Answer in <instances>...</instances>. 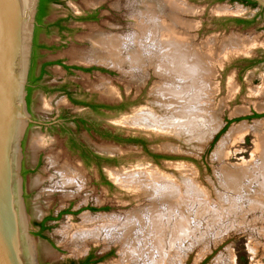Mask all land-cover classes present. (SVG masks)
Returning <instances> with one entry per match:
<instances>
[{"label":"rangeland","instance_id":"obj_1","mask_svg":"<svg viewBox=\"0 0 264 264\" xmlns=\"http://www.w3.org/2000/svg\"><path fill=\"white\" fill-rule=\"evenodd\" d=\"M123 1L66 0L62 5L55 7L52 15L54 20L69 15L79 17L97 11L99 21L90 24L72 22L70 28L73 32L66 39L61 38L56 32L53 33L45 42L50 46L56 44L59 49L49 52L47 59L64 58L68 64L85 67L97 66L111 71L112 76L96 72L81 74L82 95L86 98L98 94L102 98L104 95L99 87H104V84L108 83L106 86L111 87L116 93L112 99L109 98L113 104L117 105L123 101L128 103L124 109L116 110L107 116H96L97 119L103 121L104 124L112 125L113 132L117 136L145 139L149 145L147 151L149 153L147 154L140 146L132 143L106 142L99 137H90L84 133L78 134L76 138L82 144L89 146L101 156H108L113 159L111 165L102 164L101 170H99L94 165H86L79 153L70 149L66 137H60L57 133H48L35 126L30 128L28 133V126L26 131L28 136L25 135L27 138L23 141V164L27 169L24 178L26 179L25 198L40 263L60 264L64 261L84 258L90 252H95L98 256L112 252L105 261L99 264H116L120 260V245L106 242L105 231L103 230L96 241L87 239L85 241L79 240V242L75 238L74 229L82 227L83 216L85 215L99 222L104 218L112 219L111 229L115 232V230L119 231L123 228L127 219L139 210V213L146 217L140 223L144 230L141 233H133L132 238H140L139 241H134L135 244L140 245L141 250L149 252L147 247L152 246L150 239L154 236L151 233L153 229H148V226L151 214L155 212L153 210H156V212L163 211L164 218L168 221L162 222L163 224L160 226L161 232H163L162 249L159 246L161 251L159 254L157 253V259L165 257L169 252L171 262L169 261L168 264H176L175 260L177 264H202L204 262L205 264H264V204L259 208L252 201L253 198L259 199L260 195H264L259 194L264 190L260 188L263 185L261 176H264L262 158L264 144L261 140L264 135V117L247 119L252 114L264 115V13L258 9L225 0H181L192 7V12L180 15V20L183 24L186 23V29L183 27L185 25L179 26V29L187 32L189 36L187 43L190 42L192 49L203 55L201 57L205 60L204 66L207 67L209 73L213 72L205 80L206 83H209L210 92L208 95L211 98L210 103L205 106L209 107L208 113L215 114L214 118L220 124L214 130L196 132L200 134L191 132L161 136L139 131L140 128H136L138 131L125 128L118 123V119L126 117L125 115L129 116V114L131 115L143 108H153V112L157 111L156 114H162L160 116L168 115L173 118L177 116L178 119L180 116L183 119L181 114L169 112V105L161 102L163 98L160 94L155 95L157 87L162 86V78L158 77L154 69L158 61L155 62L154 66L147 64L146 77L141 78L139 72L134 68V61L129 58L125 49L123 51L118 49L122 53L117 57L118 63L114 66L111 65V67L96 62L86 64L80 62L77 53L89 51L92 48L93 44H91L90 38L95 34L100 37L113 35L121 41L123 36L132 35L136 32V23L143 22V19L130 16V11L126 9ZM138 8L140 10V5L137 4L133 10ZM225 9L230 14L219 12ZM238 11L241 13H236ZM235 20H246L250 23L243 26L235 23ZM147 24L151 25V22L147 21ZM167 38V34L160 35L159 33L156 41L161 45ZM62 40L65 42L62 43ZM231 42H237L236 45L247 44L241 50L247 49L249 51H237L235 47L239 46H235ZM231 45H234L231 47V50L235 49L234 52L228 51ZM160 50L164 52L163 55L168 57L166 48ZM193 63L192 67L196 69V62L193 61ZM52 69L54 72L51 80L58 81L60 77L64 76V72L59 67ZM64 100L65 97L58 94L49 96L39 94L34 112L43 121L57 117L62 108L60 103ZM73 112L76 113L77 111ZM87 112L88 110L85 109L79 111L85 117ZM239 119L241 121H235ZM227 121H232V123L219 140L213 144L215 137L226 127ZM239 126L246 127V130L240 132L235 138H231L229 142V133ZM193 134L195 138L192 136ZM190 136L194 139H190ZM172 148L173 150H171ZM151 154H160L166 158L160 162H155L151 158ZM218 156L220 157L218 158ZM53 159L60 163L59 166L54 165ZM38 162H40L39 166H37ZM64 163L77 165L81 169L83 175L81 187L76 183H69V185L64 183L59 168ZM147 166L149 168L156 167L155 170L163 173L166 179L171 177L170 179L174 183H184L183 187L184 185L189 186V189L186 187L187 191L185 188L182 191L185 196L194 195V190H198L204 194L207 201H211L210 204H221L223 198L229 197V199L236 198L238 201L233 199L236 201L234 202L235 205L238 203L241 206L238 205L239 209L235 212L220 215L221 217L224 216L223 219L214 214L215 206L208 205L205 199L206 202H201V204L203 203L201 205V200L193 198L194 201L189 203L188 208H185L186 210L179 207L178 213L172 217V211H168L170 204L165 206L163 202H157L158 207L156 209L153 207L152 202L155 200L153 186L148 187L147 194L143 193L142 190L137 193L125 189V187L122 189V186H118L111 175L112 170H127L131 173L127 175L133 174L137 177V175H142V167ZM101 171L111 184L110 186L101 183ZM241 172L244 174V194L242 196L236 195L223 186L225 183L224 174H228L231 179H236L235 175ZM137 187L138 190L141 189L142 184L131 186L134 189ZM70 205L74 210L79 208L84 210L88 206L97 208L107 206L109 209L106 212L98 213L77 212L78 215H63L57 218L60 211ZM166 207L167 210H165ZM180 213L189 216L187 234L183 235L178 234L177 230L174 231L172 226L174 220L177 223L181 219ZM48 216H53L56 220L50 223L48 229L39 235L40 227L36 224ZM113 230H111L112 233ZM142 232H144V238ZM142 240L143 242H140ZM151 241L153 242V239ZM174 244L178 249H173ZM150 250L155 251L154 249ZM146 259L145 264H150V259L147 257Z\"/></svg>","mask_w":264,"mask_h":264},{"label":"bare ground","instance_id":"obj_2","mask_svg":"<svg viewBox=\"0 0 264 264\" xmlns=\"http://www.w3.org/2000/svg\"><path fill=\"white\" fill-rule=\"evenodd\" d=\"M123 2L126 9L130 11L129 13L130 16L131 15L135 17L137 16L138 18L143 19L142 20L143 22L136 23L137 24L136 25L137 27L135 26V28H137L136 32L133 33L132 35L123 36L121 41H119L118 38L113 35L110 36L104 35L103 37H100L95 34L93 37L90 38V42L91 44H93V46L89 51H79V52L76 51L79 55V60L84 63L96 62L104 65L114 66L118 63L117 57L120 56V54L122 53L119 52V50L122 49L123 51L125 49L129 58L134 61V68L139 72L138 74L141 78L145 76V73L148 68L147 64H149V66L150 65L154 66L155 62L158 61V63L154 66V69L156 70L155 73L158 74V77L162 78V79L160 78L162 81L161 83L162 86L157 87V91H156L157 93L155 95L158 96V94H160V96L163 98L161 99L163 100L161 102L169 105V112L172 114L173 113L181 114L183 116V119L180 118V116H178L179 119L177 118V116L176 118H173L168 115L160 116L162 114L160 115L156 114L157 111L153 112L152 111L153 108L151 109L143 108L142 110H138V111L135 110L136 112H134L131 115L129 114V116L125 115L126 117H122L118 119V123L122 125V127L124 126L125 128H131L134 130L136 128H140L139 131L155 133L161 136L162 135L173 136L177 134L181 135V133H191V132L196 133L199 130H203L207 132L208 130L211 131L214 130L215 128H218L220 123H218L217 119L214 118L215 114L211 112H210L211 114L208 113L207 109H209V107L205 106L206 104L210 103L211 100V98L208 95V93L210 92L209 90L210 86L208 82L207 83L205 82V80L207 77H210V74H213V72L209 73V71H207V67L204 66L205 60L203 59V57H201L203 55H201L197 51H194L192 49L193 48L192 45L189 44L190 42L187 43V39L189 37L187 32L183 29L182 30L179 29V26L182 27L183 25H185L183 27L186 29V23L183 24V22L180 20L181 19L180 15L182 13H191L192 7H189L187 3L181 0H124ZM137 4L140 5V10L139 8L133 10L135 9ZM117 5L118 4H116V7H118ZM239 11L236 13H239ZM219 12L230 14V12L227 11V9L223 11L221 10ZM147 21H150L152 26L148 25ZM159 33L160 35L164 33L167 34L168 36L167 40L161 43L163 47L160 45L159 42L156 41L157 34ZM235 43L237 44V42ZM236 44L235 46H239L237 48L235 47L237 51L238 50L242 51L241 49L243 47L245 48L247 45L244 43H240L239 45ZM232 46L234 45L230 46V49L228 50L229 52ZM162 48L163 49L166 48L168 50V57L163 55L164 52L160 50ZM235 49H232L231 52L232 51L234 52ZM247 51L249 50L245 49L242 52H247ZM167 58H169V60H167ZM192 60L196 62L195 63L196 69L192 67V65H194ZM148 61L150 62L148 63ZM104 88H105L104 90L105 94H108L110 98H113L115 96L116 94L115 91H113L111 87H106V83L104 84ZM204 94L205 97H203ZM157 100L160 102L159 99ZM245 130L246 127L244 126H239L234 128L229 133L228 141L230 142L231 138H235V136H237L240 132H243ZM257 130L259 131L258 128ZM135 131H138V129H136ZM196 134H200V133H196ZM192 136L194 137V134ZM193 137L190 136V139ZM261 140L264 144V135L261 138ZM226 141L224 142L227 143ZM171 150H173V148ZM219 157L220 156H218V158ZM262 158L264 163V148L262 152ZM52 161L53 163H55L54 165L59 166L60 163H58L57 160L53 159ZM59 168H60V172L62 173V177L64 178V183H67L68 185L69 183L72 184L76 183L79 185V187L82 186L83 175L79 167L72 165L70 163L68 164L64 163L62 167ZM155 169L156 167L155 168L154 167L149 168L148 166L144 168L142 167L141 169V171L143 170L141 172L142 175L139 176L137 175V177L136 175L133 174L130 176L127 175L128 173L131 174L127 170L126 171L112 170L111 175L113 177V180L117 182L118 186H122V189L125 187V189H130L137 193L140 190H142L143 193L147 194L148 187L153 186L154 187L153 196L155 197V200H153L152 202L153 207L155 209L156 207H158L159 204H157V202L159 203L163 202L165 206L166 204H170L168 211L170 212L172 211L171 214L172 217H175V213H178L177 210L179 207L182 208L183 210H186L185 208H188L187 206H189V203L191 201H194L193 198H197L201 200L200 204L201 202L204 201V199L207 201V199L204 198V194L198 192V190H194L195 193L194 195L189 194L185 196L182 191L184 188L186 189V187L187 189H189V186L184 185L183 187L184 183L183 184L174 183L170 179L171 177L166 179L164 178L163 173H160ZM135 171L138 172V170ZM263 174H264V170H263ZM224 176L223 178L225 183L223 186L228 190H231L236 195L242 196L244 194L243 193L244 174L242 172L236 174L235 175L236 179H231V177H229L228 174H224ZM261 180L263 185L260 186V188L264 189V176H261ZM138 184H142L141 189L138 190V187L137 189L131 188L132 185L138 186ZM259 194H264V190ZM227 198H223V200L220 202L221 204H213V203L210 204L211 201L209 200V196H208L209 201H207V204L213 205V207L215 206L214 214H217L218 216L220 215L222 216L227 212L229 214L239 209L241 205H239L238 203L235 205L234 203L238 201L236 198H233L236 201H234L232 198L231 199H229V197ZM252 201L255 202L256 207L260 208V206L264 204V195H260L259 199L253 198ZM239 202L241 201L239 200ZM204 207L206 208L207 205ZM165 210H167V207L165 208ZM204 210L206 211V209ZM139 212L140 211L138 210L134 212L133 215L131 216L129 215L130 217L127 219V222L124 223L123 228H121L119 231L115 230V232L113 229H111L112 228L111 226L113 225L112 219L104 218L99 222V221H95L90 216L85 215L83 216L84 220L82 227H78V228L76 227V229H74L75 238H77L78 241L79 240L85 241L87 239L96 241L99 238V234L103 230L105 231L106 242L117 244V246L120 245L121 247V252H120L121 258L116 264H145V262H147L146 257L150 259L149 261V263L151 262L150 264H168L170 261L169 256H171V254L168 255L169 252L167 253L166 252L167 250L165 251L167 253L165 257L163 258L160 257L159 259L156 258L157 253L159 254V252L162 249L161 242H162L163 232H161L162 228H160V226H162L163 224L162 222H168L167 219L164 218L163 211L156 212V210H153L154 213L151 214V219L149 222L148 229H153L151 233L154 236V238H152L153 242L151 241L152 239H150V243H151L150 245L152 246L150 248L146 246L147 251L149 252L141 250L140 245H138L137 243L135 244L134 241L136 240L139 241L140 238L139 239L132 238L133 233L135 232L141 233V231L144 230L143 225L140 223L141 221L146 219V217H144L143 214L141 215ZM180 216L181 219L178 220L177 223L175 222V220L172 222L173 229L174 231L177 230L178 234L180 235L187 234L186 231L189 222V218H188L189 216H185L182 214ZM221 216L218 218L224 217ZM111 230H113V233L111 232ZM156 232L158 233L156 234ZM142 234L144 238V232H142ZM140 242H143V240ZM159 246L161 247V249ZM174 248H176L175 244L173 249ZM150 249H154L155 251ZM175 262L177 264L176 260Z\"/></svg>","mask_w":264,"mask_h":264},{"label":"water","instance_id":"obj_3","mask_svg":"<svg viewBox=\"0 0 264 264\" xmlns=\"http://www.w3.org/2000/svg\"><path fill=\"white\" fill-rule=\"evenodd\" d=\"M253 1L264 11V0ZM40 2L0 0V264H41L23 175L26 131L39 123L27 95Z\"/></svg>","mask_w":264,"mask_h":264},{"label":"flooded vegetation","instance_id":"obj_4","mask_svg":"<svg viewBox=\"0 0 264 264\" xmlns=\"http://www.w3.org/2000/svg\"><path fill=\"white\" fill-rule=\"evenodd\" d=\"M65 1L66 0H41L40 2L39 12L37 16L38 25L36 27L34 35V47L27 95L28 110L31 114L32 119L39 123H31L29 125L28 133L30 131V128L35 126L40 127L43 131H46L48 133H57L60 137H66L68 139V145L70 149L78 152L79 156L82 158L86 165L91 164L101 170L102 164L111 165L113 163V159L108 156H101L94 152L89 146L82 144L76 138L78 134L84 133L86 135H89L90 137H99L106 142L115 141L119 143V140H135V143L132 144L140 146L145 152L148 151L149 145L145 139H142L140 137L123 138L120 135L117 136L113 132L112 125L104 124L103 121L97 119V117L107 116L116 110L124 109L128 102L123 101L120 104L114 105L113 101L111 100L112 98L109 99L110 97L108 96V94H105L104 87L99 88L103 92L104 97L108 98H101L98 94L86 98L83 97L81 74H92L96 72L106 75L109 74L112 76L111 71L107 70V68H99L97 66L85 67L77 64H68V62L64 60V58H58L56 60L47 59L49 52L59 49L58 45L55 44L53 46H50L47 42H45V40H48L53 33L56 32L61 38L66 39V37L73 32L70 28V24L72 22L90 24L99 21L97 11H92L79 17H73L72 15H69L67 17L63 16L55 20L52 19L53 10L55 9V7H57L58 5H62L63 3H65ZM234 22L237 23L236 20ZM239 25L244 26L248 24L245 23ZM64 42L65 41L62 40V43ZM53 67H59L64 72V76L60 77L58 81L51 80L54 72L52 69ZM107 84L108 83H106V85ZM39 94L46 96L58 94L65 97V100L60 103L62 105V108L59 110L60 114L57 117H53L52 119H46V121H43L36 115V113L34 112V107L38 103ZM81 109L88 110L86 117L82 116V114L79 113ZM73 111L77 112L75 113ZM89 113H91L92 115ZM28 133L26 134V136H28ZM148 153L149 152H147V154ZM150 156L155 162H160L162 159L166 158L165 156H162L160 154H151ZM39 164L40 162H38L37 166H39ZM26 172L27 169H25L23 164L24 178L26 176ZM101 183L105 186L111 185L106 177L102 174V171ZM108 209L109 208L107 206L101 208L88 206L84 210H82V208L74 210L72 205H70L69 207L61 210L57 218L65 211L67 213L64 215H78L77 212L82 213L83 211H90L91 213H98L102 211L106 212ZM45 226L47 227V225ZM41 234L42 231L40 228L39 235ZM111 253L112 252H109L104 256H98L95 252H90L84 258L68 260L60 264H86L85 262L89 257L90 262L88 264H99L100 262L105 261L106 258L111 255Z\"/></svg>","mask_w":264,"mask_h":264},{"label":"trees","instance_id":"obj_5","mask_svg":"<svg viewBox=\"0 0 264 264\" xmlns=\"http://www.w3.org/2000/svg\"><path fill=\"white\" fill-rule=\"evenodd\" d=\"M225 1H226V0H225ZM229 1H231V3H232V2H233V3H239V4H241V5H244V6H246V7H250V8H253V9L258 8L257 3L254 2L253 0H229ZM261 13H264V11H262ZM236 21H237L238 24H245V23L249 24V23H250V21H246V20H236ZM262 117H264V115L253 114L252 116L248 117L247 119L251 120V119L262 118ZM235 121H241V119H239V120H235ZM231 123H232V121H227V125H226V127H225V128H224V129H223V130H222V131H221V132L215 137L213 144H215V143L219 140V138L221 137V135H223V134L227 131V129L229 128V126H230ZM119 141H120V142H123V143H135V142H134L135 140H119ZM66 213H67V212L65 211V212H63L60 216L66 214ZM60 216H59V217H60ZM59 217H58V218H59ZM52 220H54L53 217H52V216H48V217L45 218L42 222L37 223L36 226H39V227L41 228V231L44 232V231H46V230L48 229V228L45 226L46 223H48V222H50V221H52ZM89 258H90V257H89ZM89 258H88V260L85 262L86 264H88V263L90 262ZM202 264H205V262L202 263Z\"/></svg>","mask_w":264,"mask_h":264},{"label":"crops","instance_id":"obj_6","mask_svg":"<svg viewBox=\"0 0 264 264\" xmlns=\"http://www.w3.org/2000/svg\"><path fill=\"white\" fill-rule=\"evenodd\" d=\"M60 69H61V68H60ZM60 69H59V71H60ZM50 166H51V165H50ZM52 217H53V216H52ZM46 218H47V217H46ZM44 219H45V218H44ZM53 219H54V220H52V221H50V222H48V223L46 224L47 227H49L50 223L55 222V220H56L55 217H53ZM42 221H43V220H42Z\"/></svg>","mask_w":264,"mask_h":264}]
</instances>
